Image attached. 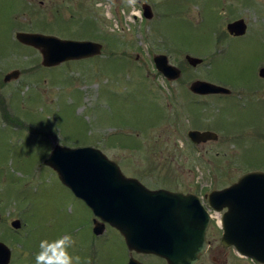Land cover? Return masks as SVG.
Here are the masks:
<instances>
[{
	"label": "rangeland",
	"instance_id": "rangeland-1",
	"mask_svg": "<svg viewBox=\"0 0 264 264\" xmlns=\"http://www.w3.org/2000/svg\"><path fill=\"white\" fill-rule=\"evenodd\" d=\"M105 1L100 10L105 17L93 13L81 24L65 18L40 21L50 33L55 30L74 39L96 30L94 38L101 43L104 38L106 47L94 58L46 68L41 53L13 38H0V197L8 203L6 217L23 219L20 238L13 237L9 227L12 232L0 239L26 243L25 255L33 257L32 264L41 240L65 232L75 238L74 252L81 258L88 253V243H106L99 254L103 264L127 260L122 236L107 226L102 237L94 239L88 208L44 165L57 144L99 149L119 164L125 176L185 192L194 181L208 190L222 189L240 175L264 171V104L250 105L243 97L237 101L235 94L201 112L194 96L183 88L196 80L244 90L258 85V79L264 82L258 76L264 67V1ZM144 3L154 5L150 21L141 13ZM16 4L17 0H0V21L13 20ZM4 6L10 7L9 17ZM239 19L248 31L231 37L227 25ZM159 54L184 68L183 83H165L153 61ZM187 55L204 62L191 67ZM14 70L20 71L19 79L4 83L5 75ZM224 105L228 110L221 109ZM219 118L229 131H244L255 120L260 146L230 145L227 130L221 131L217 144H193L188 131ZM220 121L211 124L212 130L217 131ZM225 258L229 264H253L236 252H225Z\"/></svg>",
	"mask_w": 264,
	"mask_h": 264
},
{
	"label": "water",
	"instance_id": "water-1",
	"mask_svg": "<svg viewBox=\"0 0 264 264\" xmlns=\"http://www.w3.org/2000/svg\"><path fill=\"white\" fill-rule=\"evenodd\" d=\"M144 15L151 19L152 9L144 4ZM228 33L235 37L244 36L247 24L243 19L227 25ZM25 45L38 49L42 54V65L56 67L69 61L93 58L102 53L103 45L91 41L63 40L39 34L17 35ZM188 63L197 67L203 63L200 58L186 56ZM154 63L159 73L168 80H178L182 70L170 64L166 55H156ZM20 71L9 72L4 82L9 83L20 77ZM264 78V69L260 71ZM191 91L197 95L229 94L231 91L206 81L197 80L191 84ZM190 139L201 144L216 140L212 131L189 132ZM44 164L53 169L71 192L82 200L102 222L95 221L94 233L102 235L106 224L115 228L124 237L130 250L144 254H154L165 258L169 264H196L207 249V231L210 216L193 194L167 190L151 191L139 180L126 177L117 162L110 160L102 151L93 147L68 148L55 145ZM256 186L262 196L256 200L255 214L264 215V172H251L232 188L214 191L209 195L212 207L222 211L237 192ZM252 191V190H251ZM261 203V204H260ZM228 217H223V242L226 246L231 239L227 229ZM20 228L19 221L13 223ZM240 233L257 240V243L238 245L240 253L264 263V227L257 230H243ZM0 244V249H2ZM9 254L0 252V264H8ZM131 261L130 264H138Z\"/></svg>",
	"mask_w": 264,
	"mask_h": 264
},
{
	"label": "flooded vegetation",
	"instance_id": "flooded-vegetation-1",
	"mask_svg": "<svg viewBox=\"0 0 264 264\" xmlns=\"http://www.w3.org/2000/svg\"><path fill=\"white\" fill-rule=\"evenodd\" d=\"M139 1V0H138ZM264 1V0H261ZM104 2L105 0H94L92 4H85L84 0H17L16 4V11H13L12 9V21L7 20L8 18H4V21H0V38H13L16 43L20 44L22 47H25L27 49L36 51L41 53L38 49L24 45L19 42L17 39V35L21 33L25 34H39V35H44V36H50V37H57L59 39L63 40H77V41H91V42H97L103 45L102 52L106 47V43L104 42V38H101L102 42H98L97 38L95 39V33L96 30L91 32V34L88 37H83V38H78L74 39L73 37H64L60 36L56 31L53 30V33H50L47 31L45 28L41 27L42 24H40V21L46 19V18H51L53 21L59 19L63 20L60 18H65V21H72L73 23H78L81 24V22L87 18H91L93 13H96L93 15V17L99 18L100 16V10L102 7H104ZM7 5V3H5ZM95 5V6H94ZM152 5V4H151ZM153 6V7H152ZM151 6L152 9V18L148 19L149 21L152 20L155 16L154 14V5ZM81 7H84V10L82 12ZM91 7H94L96 11L91 10ZM5 9V12H7V17H9L10 13V7L5 6L3 7ZM137 7H135L136 9ZM2 10V9H0ZM2 13V11H1ZM102 16L105 14V11L101 12ZM141 13L143 14V4L141 6ZM1 15V14H0ZM66 16V17H65ZM105 17V15H104ZM82 20V21H81ZM84 22V21H83ZM234 22V21H233ZM248 29V26H247ZM248 31V30H247ZM247 33V32H246ZM246 35V34H245ZM244 35V36H245ZM100 36V35H99ZM102 36V35H101ZM231 37H235L232 36ZM243 37V36H242ZM238 38V37H237ZM204 62V60H203ZM189 64V63H188ZM203 64V63H202ZM200 64V65H202ZM198 65V66H200ZM191 66V65H190ZM197 66V67H198ZM178 67V66H176ZM192 67V66H191ZM194 67V68H197ZM182 70V76L179 80H168L165 79L166 84H171V83H183L184 81L181 80L183 77V74L185 72L184 68L178 67ZM264 69L262 67L260 70H258V76H260V71ZM264 79V78H262ZM197 81V80H196ZM205 81V80H202ZM209 82V81H207ZM259 84L255 85L253 87H248L246 90L242 89L239 86L236 85H231L230 88L227 86L219 85L213 82L215 85L218 86H223L228 88L231 92L229 94H214V95H197L193 93L190 89V86L187 88V86H183L184 91L188 92L191 94V96H194L196 106L199 108V110L205 111L209 107H213L212 104H214L218 99L221 98H226V97H233L235 94H239V97L237 99H241L243 97L244 102L250 104V105H256L258 107H262V104H264V101L262 100L263 96L262 94L264 93V82L263 80L258 79ZM256 99H260L261 102H256ZM238 101V100H237ZM212 103V104H211ZM240 103V102H239ZM183 108H185V105H183ZM221 109H224V111L228 110L227 106L224 105ZM181 110V109H180ZM220 121L219 119H215L213 123L210 124H204V125H197L191 130L188 131L187 134H189L190 131H200V132H206V131H212L217 134V139L216 140H210L201 144H195V145H200L202 146L204 144H217L220 142L221 138V131L222 130H227V139L226 142L230 145H235L237 147H249L250 145H259L261 144L260 138H261V131L259 129V125L255 120H252L248 126H246V129L244 131H229L226 129L225 126L222 124V120L219 123V126H216V130H212V125L211 124H217ZM215 126V125H213ZM189 137V136H188ZM245 139L246 140L245 142ZM229 146V145H227ZM264 172V171H263ZM243 179V176L240 175L238 176L235 180L230 182V184L224 188H232L240 180ZM142 182V181H141ZM145 184L144 182H142ZM150 190H168L171 192H183L184 194H193L197 196L203 205L204 209L211 215V222L207 231V249L203 255L200 256L198 262L196 264H229L227 258H225V252H233L238 254L239 258L245 259L248 262H252L253 264H263L257 261L255 258L248 257L246 255H240L237 246L244 245V244H251V243H257V240L251 239V237L247 236L245 239H239V237H242L240 231L243 230H257L260 229L261 227H264V215L258 216L255 214V206L254 204L257 203L256 200H252V198H257L259 199L260 196H262V192H258L256 189V186H251L246 191V188H242V191L235 193L236 198L230 199L228 202V205L226 208H224L220 212H216L215 208L212 207L211 202L209 200V195L213 191L217 190H222V189H212L208 190L207 186L204 185L201 181H194L192 184L191 190L188 192H185L182 189H176V190H170L167 188H162V187H151L147 184H145ZM5 199V198H4ZM3 199V197H0V236H3L4 238H7L9 235V232L11 229L14 231L12 232L13 237H17L19 235V238L21 236L22 231H18L22 227V217L21 218H15L13 220L9 219V217H6V209L8 208V203ZM264 199V198H263ZM261 204V203H260ZM264 204V200H263ZM88 210L91 213L92 220V235L94 239L101 238L102 236H96L94 234V227H95V221L96 217L93 215L91 210L88 208ZM264 214V213H263ZM228 217L226 226L229 231H231V239L230 242L225 246L223 242V233H224V223H223V217L224 216ZM215 218H218L220 220V223L215 221ZM19 221L21 226L20 228H15L13 226V223ZM99 221V220H98ZM100 222V221H99ZM24 223V222H23ZM25 224V223H24ZM108 226V225H107ZM11 227V229L9 228ZM110 227V226H108ZM111 228V227H110ZM217 231V234L214 232ZM93 239V241H94ZM0 244H2V249H0V252L3 254H9V262L8 264H32V256H27L25 255V248H26V243H4L3 240L0 239ZM89 244V249L88 253L85 257L82 258L83 264H103V260L99 257V254L104 253V249L106 247V243H88ZM126 250H127V260L125 264H129L131 261H135L134 263L138 264H169L168 261L164 258H161L156 255L152 254H144V253H139L134 250H130L126 243H124ZM252 245V244H251ZM149 257L157 259L156 261H151L149 260ZM29 259V262H25L26 260Z\"/></svg>",
	"mask_w": 264,
	"mask_h": 264
},
{
	"label": "clouds",
	"instance_id": "clouds-1",
	"mask_svg": "<svg viewBox=\"0 0 264 264\" xmlns=\"http://www.w3.org/2000/svg\"><path fill=\"white\" fill-rule=\"evenodd\" d=\"M75 246L76 240L69 232L52 240H41L35 264H83L81 256L74 252Z\"/></svg>",
	"mask_w": 264,
	"mask_h": 264
}]
</instances>
